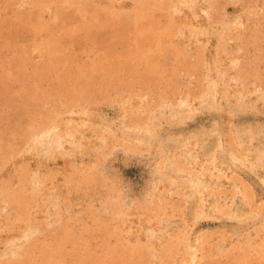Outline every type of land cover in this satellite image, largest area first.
<instances>
[{"label": "rangeland", "instance_id": "rangeland-1", "mask_svg": "<svg viewBox=\"0 0 264 264\" xmlns=\"http://www.w3.org/2000/svg\"><path fill=\"white\" fill-rule=\"evenodd\" d=\"M0 264H264V0H0Z\"/></svg>", "mask_w": 264, "mask_h": 264}]
</instances>
